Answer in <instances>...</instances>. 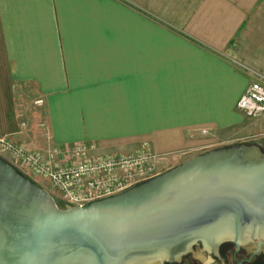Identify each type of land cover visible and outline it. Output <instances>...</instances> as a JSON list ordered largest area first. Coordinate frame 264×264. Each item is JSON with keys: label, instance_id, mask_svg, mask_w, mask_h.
Wrapping results in <instances>:
<instances>
[{"label": "crops", "instance_id": "obj_1", "mask_svg": "<svg viewBox=\"0 0 264 264\" xmlns=\"http://www.w3.org/2000/svg\"><path fill=\"white\" fill-rule=\"evenodd\" d=\"M251 83L264 84V0H0V138L57 147L60 165L78 144L121 155L146 142L165 172L264 139V117L236 109ZM23 87L43 129L19 114Z\"/></svg>", "mask_w": 264, "mask_h": 264}, {"label": "water", "instance_id": "obj_2", "mask_svg": "<svg viewBox=\"0 0 264 264\" xmlns=\"http://www.w3.org/2000/svg\"><path fill=\"white\" fill-rule=\"evenodd\" d=\"M199 244V251L194 249ZM232 243L264 254V148L237 143L196 154L84 207L52 195L0 156V264H220Z\"/></svg>", "mask_w": 264, "mask_h": 264}, {"label": "built area", "instance_id": "obj_3", "mask_svg": "<svg viewBox=\"0 0 264 264\" xmlns=\"http://www.w3.org/2000/svg\"><path fill=\"white\" fill-rule=\"evenodd\" d=\"M236 109L247 118L264 117V84H249L237 101ZM40 127L43 129L44 125ZM95 150L92 144L75 145L73 161L60 165L56 157L64 152L57 147L42 152L29 151L7 137L0 138V153L35 178L49 182L64 207H84L157 176L159 158L146 142L128 154L95 155Z\"/></svg>", "mask_w": 264, "mask_h": 264}, {"label": "rangeland", "instance_id": "obj_4", "mask_svg": "<svg viewBox=\"0 0 264 264\" xmlns=\"http://www.w3.org/2000/svg\"><path fill=\"white\" fill-rule=\"evenodd\" d=\"M16 97H17V106H18L19 114L22 115L23 118H25L23 120L25 123H30V125H34L35 127H38L40 123L44 122V117H45L44 109H43V106L40 105V103H37L36 93H34L32 90L29 91L27 88L23 87V88H21L20 93L19 92L17 93ZM251 119L261 120V117L250 118V120ZM244 126H246V125H244ZM242 131H244L245 134L247 133V131L245 129H243ZM238 141H239V143L264 144V139L261 137H259V138L243 137L242 139H240ZM222 146H225V145L219 144V145H216L214 148H218V147H222ZM0 156L2 158H4L5 160H7L9 163H11L13 166H15L22 174H24L25 176L30 178L32 181H34L35 183H37L38 185H40L44 189H46L52 195V197L55 199L58 206H60L62 208L64 207V206H62L63 204H61V202H60L59 195L52 188V186L50 185L49 182L35 178L33 175H31L29 172H27L23 168L13 164L12 160L6 154L0 153ZM180 163L181 162H179L178 164H180ZM174 166H176V165H174ZM174 166H172V167H174ZM157 168H156V173L158 175V174L162 173L161 172L162 170L157 169Z\"/></svg>", "mask_w": 264, "mask_h": 264}, {"label": "flooded vegetation", "instance_id": "obj_5", "mask_svg": "<svg viewBox=\"0 0 264 264\" xmlns=\"http://www.w3.org/2000/svg\"><path fill=\"white\" fill-rule=\"evenodd\" d=\"M264 148V144H261ZM199 242L195 244L194 249L199 251ZM219 255L223 258V264H264V254H260L255 257L250 251L245 248H237L232 243H224L219 246ZM205 260L200 261L198 258H193L192 254H188L182 258L183 261L180 264H220L215 257L211 254H205L203 251ZM169 264V263H164ZM177 264V263H172Z\"/></svg>", "mask_w": 264, "mask_h": 264}, {"label": "trees", "instance_id": "obj_6", "mask_svg": "<svg viewBox=\"0 0 264 264\" xmlns=\"http://www.w3.org/2000/svg\"><path fill=\"white\" fill-rule=\"evenodd\" d=\"M62 204V203H61ZM63 206V205H62Z\"/></svg>", "mask_w": 264, "mask_h": 264}]
</instances>
